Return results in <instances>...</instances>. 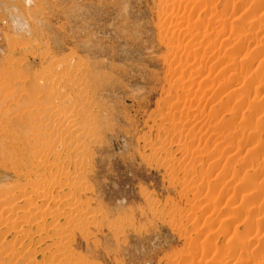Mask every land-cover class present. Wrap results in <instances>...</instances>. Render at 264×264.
<instances>
[{"label": "rangeland", "instance_id": "obj_1", "mask_svg": "<svg viewBox=\"0 0 264 264\" xmlns=\"http://www.w3.org/2000/svg\"><path fill=\"white\" fill-rule=\"evenodd\" d=\"M164 1L0 0V105L81 73L35 94L91 104L67 264H264V0Z\"/></svg>", "mask_w": 264, "mask_h": 264}, {"label": "bare ground", "instance_id": "obj_2", "mask_svg": "<svg viewBox=\"0 0 264 264\" xmlns=\"http://www.w3.org/2000/svg\"><path fill=\"white\" fill-rule=\"evenodd\" d=\"M163 2L165 1L163 0ZM62 71L59 70V72ZM73 73L76 74L72 78ZM63 74V78H60V74L58 75L60 77L50 74L46 80H36L34 86L37 89L43 87L44 91L48 92L45 85L54 83L58 85L57 83L62 79L69 89L74 91L73 87H76V90L81 89L80 91H82L84 88L82 86L77 89L78 85L84 84L81 73L70 70L65 73L63 71ZM51 86L53 88L54 85ZM29 88H21V91H25L19 95V100L26 97L25 102L10 107L0 105V156H4L6 160L9 158L12 165L10 162L9 164L14 169L13 171L24 178L22 183L14 181L12 186L0 189V264H67L68 258L60 259L67 239L66 228L72 222L74 224L77 221L84 203L79 197L78 199L81 201H77L76 197L74 200L72 194V196L64 194L67 191L75 194L78 180H80L78 171H81L78 164H81L80 162L85 164L87 153L84 155V146L87 143L84 141V137L87 136L86 131L90 129L89 122L92 120L90 119L89 122L85 120L89 116L86 118L88 108L86 109L83 102L89 100L86 99L82 102L83 99H78L79 101L75 100L70 103L71 98L68 106L63 103L65 101L51 103L50 100L51 102H48L49 106H47L48 104H43L35 95L36 91L43 90L36 89L35 91L33 88L32 91ZM50 94L48 95L50 96ZM69 106L72 108L68 109ZM48 107L54 108L55 111L50 114L56 113L57 118L51 115L53 119L48 121L49 118H52L48 113ZM54 118L59 121L56 122ZM172 128L176 129L175 125ZM89 140L91 141L92 138H88ZM82 156H85L84 160H80ZM0 159L5 160L3 157ZM2 164L0 163L1 166ZM62 184L68 189L67 191L63 190L64 193L60 190L66 188L65 186L60 188V185L63 186ZM77 189H80V186ZM63 196L64 198H62ZM251 198L253 200L255 197L251 196ZM60 217H64L66 221H62V223L66 222V224L58 222ZM13 232L15 238L11 239L8 235ZM45 238L49 242L44 244ZM44 250H47L48 254L45 255ZM39 256L40 258H38Z\"/></svg>", "mask_w": 264, "mask_h": 264}]
</instances>
